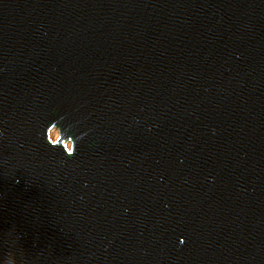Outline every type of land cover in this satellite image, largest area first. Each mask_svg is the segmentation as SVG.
<instances>
[{"label":"water","instance_id":"1","mask_svg":"<svg viewBox=\"0 0 264 264\" xmlns=\"http://www.w3.org/2000/svg\"><path fill=\"white\" fill-rule=\"evenodd\" d=\"M0 264H264V0H0Z\"/></svg>","mask_w":264,"mask_h":264},{"label":"rangeland","instance_id":"2","mask_svg":"<svg viewBox=\"0 0 264 264\" xmlns=\"http://www.w3.org/2000/svg\"><path fill=\"white\" fill-rule=\"evenodd\" d=\"M52 136H54V137H53V140L56 139V137H58V132H57V131H56V133L53 132V135H52Z\"/></svg>","mask_w":264,"mask_h":264},{"label":"bare ground","instance_id":"3","mask_svg":"<svg viewBox=\"0 0 264 264\" xmlns=\"http://www.w3.org/2000/svg\"><path fill=\"white\" fill-rule=\"evenodd\" d=\"M52 135H53V133H52ZM52 137H54V136H52Z\"/></svg>","mask_w":264,"mask_h":264}]
</instances>
